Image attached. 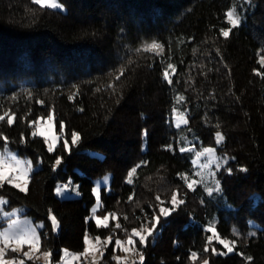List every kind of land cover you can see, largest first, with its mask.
<instances>
[{"label":"trees","instance_id":"trees-1","mask_svg":"<svg viewBox=\"0 0 264 264\" xmlns=\"http://www.w3.org/2000/svg\"><path fill=\"white\" fill-rule=\"evenodd\" d=\"M57 1L64 10L0 0V115L15 114L11 125L8 117L0 121V151L7 137L9 150L33 169L27 192L0 187L8 202L0 205V216L19 207L42 222L40 250L52 253L51 264L63 248L82 252L86 233L101 241L112 236L100 260L117 264L115 240L148 225L145 217L158 211L157 194L170 207L178 191L184 203L148 238L143 264H264V0ZM233 6L241 24L225 38L220 30L230 27L226 12ZM152 42L163 52H145ZM169 63L176 69L171 84L163 78ZM180 95L185 99L177 103ZM174 107L187 124L176 126ZM49 115L58 135L51 152L42 136L33 135L32 123ZM72 132L80 137L75 145ZM217 132L224 137L219 145ZM208 147L227 161L212 165L215 175L205 180L193 160ZM137 165L130 184L127 174ZM105 176L95 215L116 214L107 228L92 218L93 189ZM213 180L220 191L209 195ZM4 224L0 218V228ZM210 225L236 241L233 252L213 254V247L227 252L215 239L204 252ZM17 255L25 264H46ZM133 259L138 256L128 264Z\"/></svg>","mask_w":264,"mask_h":264},{"label":"snow or ice","instance_id":"snow-or-ice-1","mask_svg":"<svg viewBox=\"0 0 264 264\" xmlns=\"http://www.w3.org/2000/svg\"><path fill=\"white\" fill-rule=\"evenodd\" d=\"M33 2L37 5H39L41 8L48 7V8H60L62 5L58 4L56 0H33ZM245 3H249L250 0H244ZM227 21L230 24V27L227 29L222 28L220 30V34L227 38L232 29L237 28L241 24V15L238 12L237 8L235 6L231 7L226 12ZM143 50L145 52H153L156 54H160L163 52V46L159 43L152 42L151 44L144 45ZM139 51V49H138ZM259 63L264 66V56L260 58ZM169 69L171 70V74L169 72ZM175 66L171 63L167 64L166 69L163 72V78L165 81H167L169 84H171L172 78L171 76L175 74ZM121 74H123L121 72ZM257 75H261L260 72H257ZM119 79V77H117ZM30 95V94H29ZM184 96L180 95L177 97V103H180L184 100ZM173 115L176 119V126L180 127L181 124H187L188 120L186 118V114L184 112L179 111L177 108H173ZM5 117H8L7 123L11 125L14 122L15 114L9 115L8 112H5L4 115H0V121H4ZM53 122V116L49 115L47 118V126L48 130L50 132ZM33 124H38L39 121H33ZM60 129L63 131L64 124L63 122H60ZM49 132H46L41 126L40 128H37L36 131L33 132V135H42L45 137V140L48 144V150L51 152L54 150L57 142L58 137L55 134H52L49 137ZM5 143L3 147V151H0V187H2L5 183L11 184L13 187L18 188L21 192H27L28 191V183H29V172H31L32 164L30 161L25 162L20 159L16 158V155L9 150L8 144H7V137H3ZM80 137L79 133L72 132L71 133V144L75 145L78 143ZM224 137L220 132L216 133V143L219 145L223 141ZM63 148L68 151L70 150V145L67 140L63 143ZM169 148H171V145H169ZM193 149L181 147L180 151H192ZM216 152L215 148L208 147L204 148L202 151H198L195 153L197 159L201 156H209L213 157ZM217 161L223 159L224 162L227 161V157H217ZM61 158L57 157L55 161V165H60ZM207 165H205L206 167ZM221 165L218 162L217 167L219 168ZM140 167V165H137L136 167H133L127 174V182L133 183V177L137 172V168ZM229 172H231V169H228ZM241 171H246V169H241ZM215 173H212L211 176L214 177ZM183 178V177H182ZM108 177H105V182L107 181ZM203 178L200 181L192 180L191 183L187 184V187L189 189H194V185L198 183H202ZM213 183L215 187H206V190L209 195L213 193V191H220L219 181L213 180ZM70 187L69 185H63L59 186L57 188V193H62L65 189ZM94 194L97 198V207H94L93 217L95 219L97 227H105L107 228L109 226V219L110 217L112 219H117L115 213H108L107 215H104L103 217L95 215L98 207H100V190L99 186L97 188L93 189ZM129 199H132V197H129ZM155 200L158 202V211L154 212L150 217H145V219L148 221V225H141L139 228H134L131 230L130 233H126V240H121L117 238L115 240V245L117 248H119L121 251H123L126 254H131L132 256H138V261L133 259L131 261V264H143L144 261V255L142 252V247L146 246L148 242L149 237H153L157 226L160 225L161 219L163 217L170 216L176 209L184 203V200L179 198V192L173 191L172 195L170 197V200L167 201V203L170 205L165 206L166 202L161 199L160 195H156ZM8 202L6 200H3L0 198V205H6ZM4 216H11L12 213H4ZM127 219V217H124ZM51 222H52V228L53 230L57 229L59 227L58 221L54 215L51 216ZM16 221H12L8 224V227L5 228L3 231H0V264H25V259H5L8 251L14 253H23V257L26 259H32V253L39 252L40 250V236L37 233V230L35 227L29 228L27 230H17L16 229ZM38 227H43V225H39ZM116 228H121L122 226L117 222ZM211 233V235L207 236V242L204 252L207 253L209 251L208 245L211 244L213 239L217 240L220 245H223L225 249H227V252H217V250L213 247L211 249L213 254L218 255H226L227 253H231L234 251L236 246L235 240H229L221 238L215 227L213 225H210L207 229ZM112 236H108L105 240L101 241L99 237L95 238V242H93V239L86 233L84 236V244L85 248L82 253H69L68 250H64V257H71V260H65V264H71L72 260H79L81 257L85 258V264H89L88 257H91L90 264H97V253H99V256L103 257V249L107 247L108 244L112 242ZM137 243L141 246V248H137ZM27 244L29 246V251H23V245ZM44 258L48 261V264H51V252H44L43 253ZM192 258L195 260L198 256L196 252L191 253ZM113 259L117 261V264H128L129 256L126 255L124 257L121 256H113ZM246 260L251 261L252 257L248 256L245 257ZM202 264H209L208 260H203Z\"/></svg>","mask_w":264,"mask_h":264},{"label":"rangeland","instance_id":"rangeland-1","mask_svg":"<svg viewBox=\"0 0 264 264\" xmlns=\"http://www.w3.org/2000/svg\"><path fill=\"white\" fill-rule=\"evenodd\" d=\"M56 2L60 5H62L61 3H59L57 0ZM64 6L62 5V7L60 8H53V9H60V10H64ZM47 118L48 117H42V118H39L37 121H39L38 124H35V131L37 130V128H40L41 126H43L44 130L46 132H49L48 130V126H47ZM175 122H176V119H175ZM52 134H55L57 137L58 135L56 134L55 132V127H54V121L52 122V127H51V130L49 132V137L52 135ZM42 136V135H40ZM45 140V137L42 136ZM46 141V140H45ZM47 143V142H46ZM48 145V144H47ZM203 150V149H202ZM201 150V151H202ZM17 159H20L22 161H25L23 160V158L19 157V156H16ZM216 155L214 154L213 157H209L207 155L205 156H201L199 157V159H197V157L193 160L194 161V164L195 166H197V168L199 169L198 173L200 174L201 177L205 178V180H208L207 177H211V169H212V165L216 164L217 163V159H216ZM26 162V161H25ZM205 165H207L205 167ZM105 177H108L109 179V176H105ZM103 177L102 179L96 181L95 183V186L94 188H97L98 186L100 187L102 184H108V179L107 181L105 182L104 178ZM58 188V187H57ZM57 188H56V194L57 193ZM62 193L58 194V195H62ZM97 199V198H96ZM4 200V199H3ZM97 206V201H96V204L94 205V207ZM4 213H12L11 216H4L3 214ZM0 218H3L5 219V224L0 228V231H3L5 228L8 227V224L11 223L12 221H16L17 224H16V229L17 230H27L29 228H32V227H35L36 230H37V233H38V230L40 227H38L39 225H42V222L40 221H33L30 217L26 216V215H23V210L19 207H16L10 211H5V212H2ZM93 242H95V239H93ZM64 250H68L66 248H63L62 252H61V256H60V259H59V262H57V264H65V260H71V257H67L65 258L64 257ZM23 251H29V246L27 244L23 245ZM84 251V250H83ZM82 251V252H83ZM44 252H47V251H41L39 250V252H35V253H32V256L35 257L36 259H38L39 261L41 262H44L46 264H48V261L44 258L43 256V253ZM69 253H82V252H74V251H71V250H68ZM22 252H19L17 254H21ZM17 254H14V252H11L10 250L8 251L5 259H12V258H17V259H21L20 256H18ZM23 254V253H22ZM128 255L129 258H131V255L130 254H126L124 253L123 251L119 250L118 252H114L112 254V259H113V256H121V257H124ZM97 264H100L101 263V260H100V256H99V253H97ZM51 259V258H50ZM88 262L90 264V261H91V257H88ZM113 261L116 263L117 261L113 259ZM112 263V262H111ZM71 264H85V258L84 257H81L79 260H72L71 261ZM102 264V263H101Z\"/></svg>","mask_w":264,"mask_h":264}]
</instances>
